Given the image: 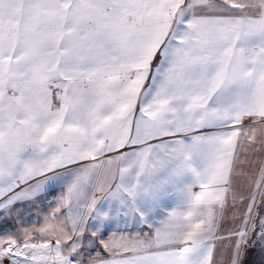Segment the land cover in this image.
<instances>
[{
	"label": "snow or ice",
	"instance_id": "snow-or-ice-1",
	"mask_svg": "<svg viewBox=\"0 0 264 264\" xmlns=\"http://www.w3.org/2000/svg\"><path fill=\"white\" fill-rule=\"evenodd\" d=\"M0 264H264V0H0Z\"/></svg>",
	"mask_w": 264,
	"mask_h": 264
},
{
	"label": "crops",
	"instance_id": "crops-1",
	"mask_svg": "<svg viewBox=\"0 0 264 264\" xmlns=\"http://www.w3.org/2000/svg\"><path fill=\"white\" fill-rule=\"evenodd\" d=\"M240 181H237V183H239Z\"/></svg>",
	"mask_w": 264,
	"mask_h": 264
}]
</instances>
